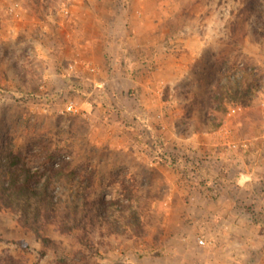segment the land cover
<instances>
[{"label":"rangeland","instance_id":"rangeland-1","mask_svg":"<svg viewBox=\"0 0 264 264\" xmlns=\"http://www.w3.org/2000/svg\"><path fill=\"white\" fill-rule=\"evenodd\" d=\"M240 7L0 0V143L88 170L92 212L107 202L89 234L48 225L46 243L0 211V259L264 264V38Z\"/></svg>","mask_w":264,"mask_h":264},{"label":"trees","instance_id":"trees-1","mask_svg":"<svg viewBox=\"0 0 264 264\" xmlns=\"http://www.w3.org/2000/svg\"><path fill=\"white\" fill-rule=\"evenodd\" d=\"M238 2L241 4L238 17L252 18L253 31L264 38V0ZM245 94L244 90L236 89L233 97L240 100ZM213 99L218 100L216 96ZM219 124L220 120L216 126ZM91 182V172L71 169L68 165L51 164L43 171L32 169L6 140L0 143V211L14 214L17 224L40 237L43 243L47 238L41 232L48 225H54L61 234L82 232L85 236L92 231L95 215L106 219L105 199H99L103 209L94 208L92 212L95 202L90 198ZM130 215L138 222L135 212ZM0 264L19 263L6 255Z\"/></svg>","mask_w":264,"mask_h":264},{"label":"built area","instance_id":"built-area-1","mask_svg":"<svg viewBox=\"0 0 264 264\" xmlns=\"http://www.w3.org/2000/svg\"><path fill=\"white\" fill-rule=\"evenodd\" d=\"M70 69H72V66H70ZM81 110L77 109L75 107V105L71 102L69 103L68 105H66V107L63 109V112H66V113H73V114H76V113H79ZM236 111H240V108H232L230 110V113H235ZM81 113V112H80ZM231 147L232 148H236V144H231ZM241 148H247V144L245 142H243L241 144ZM200 244H202V241H199Z\"/></svg>","mask_w":264,"mask_h":264}]
</instances>
